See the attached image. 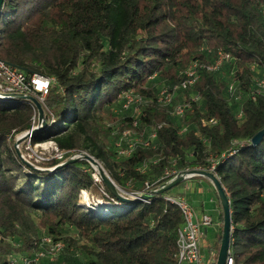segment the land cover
<instances>
[{
	"label": "trees",
	"instance_id": "trees-1",
	"mask_svg": "<svg viewBox=\"0 0 264 264\" xmlns=\"http://www.w3.org/2000/svg\"><path fill=\"white\" fill-rule=\"evenodd\" d=\"M219 53L230 60L208 71ZM0 61L53 80L42 106L45 126L29 143L51 142L62 154L61 161L31 163L45 171L26 166L15 143L37 122V111L23 98L0 99V264H20L39 252L38 264H61L64 227L88 243L81 250L89 264H177L183 221L167 200L173 188L152 193L177 172H208L211 160L229 200L235 264H264V135L249 143L264 130V91L256 93L264 77V0H3ZM192 62L200 65L198 80L175 103L198 101L174 119L155 104L154 81L178 84ZM128 92L145 104L120 120L117 133L144 129L155 137L119 161L103 121L123 108ZM82 152L135 197L118 201L101 179L94 181L82 157L49 171ZM82 191L104 202L98 214L80 206ZM214 192L220 243L223 216ZM48 238L63 245L55 258L45 254Z\"/></svg>",
	"mask_w": 264,
	"mask_h": 264
},
{
	"label": "built area",
	"instance_id": "built-area-1",
	"mask_svg": "<svg viewBox=\"0 0 264 264\" xmlns=\"http://www.w3.org/2000/svg\"><path fill=\"white\" fill-rule=\"evenodd\" d=\"M229 60V54L219 53L214 64L206 66V69L211 72L215 71L220 68L224 62ZM199 68L200 65L198 62L190 63L183 72L184 78L182 82L161 88L157 94L155 104L158 107L165 109L170 116L178 119L182 118L186 111L191 110V103H197L198 98L191 96L190 102L184 101L181 103H175V100L181 92L191 88L197 82L199 77ZM52 82V79L38 74L26 76L23 72L0 61L1 94H14L33 97L40 103L41 106H43L45 97L48 94V90L50 89ZM256 86L259 88V91L256 92L257 94L264 91V77L263 79L256 81ZM235 90L236 89L233 84L228 87V92L230 94L235 93ZM0 99L9 100L11 98L0 97ZM122 99L123 109L126 110L133 107L134 113H138L140 107L145 104V101L133 92L124 94ZM236 99H239V97H236ZM252 99H254L253 95ZM240 117L241 113L238 115V118ZM133 125L136 126V122H134ZM180 133H183V131H180ZM151 134L154 138L155 135L153 133ZM30 138L31 136H28V139ZM137 145L148 147L150 143L145 142L135 144L132 148L126 150V152H123L124 154L121 155H125L126 157L129 156ZM57 155V158L61 159L62 155L59 152ZM210 162L211 165L208 169V172L213 173L214 163L212 160ZM172 174H175V171H166L164 176L167 177ZM179 175H182L184 180H188L196 176L194 174L177 172V176ZM167 200L179 209L183 221L182 227L178 230L176 240L177 264H215L216 260H205L201 253L202 241L204 238L203 229L209 228L213 224L212 218L208 215H202L201 218H198L192 207L184 198L168 197ZM43 241L47 244L45 254H47L50 258H55L63 248L62 244H53L49 238L44 239ZM43 257L44 252H39L35 254L31 260L22 259L20 264H38L40 259ZM225 264H235V260L230 248L228 250V256Z\"/></svg>",
	"mask_w": 264,
	"mask_h": 264
},
{
	"label": "rangeland",
	"instance_id": "rangeland-1",
	"mask_svg": "<svg viewBox=\"0 0 264 264\" xmlns=\"http://www.w3.org/2000/svg\"><path fill=\"white\" fill-rule=\"evenodd\" d=\"M154 82H156L155 89L157 91H159L163 87L168 86L165 80H161L160 82L156 80ZM139 112L140 110H138V113ZM134 114H137V113H134L133 107H131L130 109H126V110L123 108L121 109L119 107H116L114 116L112 118H105L103 121V125L105 127L111 128L112 130V136L110 138L111 143L113 145L112 149L113 151L118 153L117 158L119 161L126 158L125 155H121V154H124L126 150H129L135 144H140V143H145V142L151 143L154 139L152 137V134L148 133L144 129H141L137 134H134L128 131H124L122 135H119L117 133L119 126H120V120L125 117L132 116ZM29 141L30 139H28L27 142L23 145V150L25 152L21 154L23 160H26L28 162H33L34 164H41L42 162H46L50 159L59 160L57 158L58 157L57 153L59 151L54 143L48 142V143H42L39 145L32 146L30 145ZM80 154L82 155L81 156L76 155L75 158H80L83 155H88L87 153H84V152ZM187 158L188 160H190L191 156L188 155ZM96 161L100 165V167L104 170V173L110 178L108 172L103 168V164L98 160ZM90 167L94 171V173L92 174L94 181L99 183L100 178L98 176L97 171L93 169V166L90 165ZM147 169L151 171V169L149 168ZM175 172L177 171L175 170ZM113 183L116 185L118 189H120L121 191L120 194L123 199H132L135 197V196L125 193L114 181ZM208 183L211 185V188L209 189L211 192L210 193L207 191L204 192L201 195V198L204 201V204L207 208L208 213L214 216L213 212H211L212 204L210 203V199L217 200V198L214 192L213 184L211 182H208ZM181 190H182L181 185L177 186L170 191V194L176 197V194ZM79 198H80V201H79L80 206L84 208L88 214H98V209L102 208V206L105 205L104 202H102L100 199L92 197L89 193L85 191L80 192ZM113 205L117 206L118 203H114ZM38 233L40 234L41 232L39 231ZM218 233L219 232H217V234L215 235V233L213 232V229H208L205 237L203 238L204 245L202 244L201 253L205 260H216L217 253L219 250V245H220L219 240H218ZM59 238L61 239L64 245V250L62 252V257H61V264H89L90 263V259L88 255H86L84 251L81 250L82 246H89V245L84 239H82L79 236V234L73 228L64 227L61 230V236ZM65 238L72 240L73 243L70 246H68V244L65 241Z\"/></svg>",
	"mask_w": 264,
	"mask_h": 264
},
{
	"label": "water",
	"instance_id": "water-1",
	"mask_svg": "<svg viewBox=\"0 0 264 264\" xmlns=\"http://www.w3.org/2000/svg\"><path fill=\"white\" fill-rule=\"evenodd\" d=\"M3 0H0V10L2 7ZM0 97H6V98H23L28 101H30L33 106L35 107L37 111V122L32 125V128L30 131H28L26 134L20 136L17 138L16 143H15V148H16V154L17 156L21 159V161L28 166L29 168L36 170V171H45L43 169H39L36 167H33L31 163L33 162H28L26 160L22 159V155L19 152L18 146L19 144L24 140L28 139V136H32L33 133L36 131L44 128V115H43V109L40 103L33 97H27V96H22V95H14V94H1ZM264 135V130L258 132L250 141L249 143L251 145H257L262 137ZM82 159L85 160L87 163H89L91 166H98V163L96 160H94L92 157L88 155H83ZM61 160V159H59ZM77 160V158H70L69 160L62 162L55 166L54 168L50 169L49 171H54L58 168H61L71 162H74ZM34 164V163H33ZM97 172L100 176V179L102 180L103 184L106 186V188L112 193V195L121 202H128L129 199H123L121 194H120V189L116 187V185L113 183V181L104 173V170L101 167H98ZM187 174H194L196 176H201L209 179V181L213 184L214 189L217 192L220 206L222 208V216H223V224H222V235H221V240H220V245H219V250L217 253L216 261L215 264H225L226 259L228 256V250L230 248V234H231V216H230V206H229V200L228 197L224 191V188L222 187L220 181L214 176L212 173H208L205 171H189ZM184 180L182 175L177 176L174 180H172L168 185L165 187L161 188L160 190L153 192L152 195H159V194H164L165 192L171 190L178 184H180ZM151 195H143L140 199L141 200H147L150 198Z\"/></svg>",
	"mask_w": 264,
	"mask_h": 264
},
{
	"label": "crops",
	"instance_id": "crops-1",
	"mask_svg": "<svg viewBox=\"0 0 264 264\" xmlns=\"http://www.w3.org/2000/svg\"><path fill=\"white\" fill-rule=\"evenodd\" d=\"M208 182L210 181L205 178H190L184 181V183L181 185L182 190L176 194V197L184 198L187 201L198 218H201L202 215H208L212 218L213 224L209 228L203 229V237H205L208 229H213V232L216 235L217 232H219L221 226L218 201L210 199V203L212 204L211 212L214 214V216H212L210 213H208L204 201L201 198V195L204 192H211L209 190L211 185ZM202 244L204 245V241H202Z\"/></svg>",
	"mask_w": 264,
	"mask_h": 264
},
{
	"label": "bare ground",
	"instance_id": "bare-ground-1",
	"mask_svg": "<svg viewBox=\"0 0 264 264\" xmlns=\"http://www.w3.org/2000/svg\"><path fill=\"white\" fill-rule=\"evenodd\" d=\"M94 167L98 169V167H100V165L98 164V166H94Z\"/></svg>",
	"mask_w": 264,
	"mask_h": 264
}]
</instances>
